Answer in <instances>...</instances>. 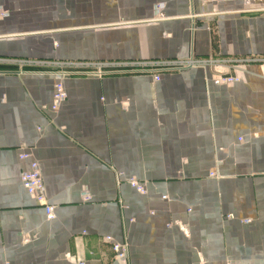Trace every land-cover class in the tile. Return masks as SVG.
Listing matches in <instances>:
<instances>
[{
    "label": "crops",
    "instance_id": "0c3cea01",
    "mask_svg": "<svg viewBox=\"0 0 264 264\" xmlns=\"http://www.w3.org/2000/svg\"><path fill=\"white\" fill-rule=\"evenodd\" d=\"M0 9V264H122L106 237L128 264H264V0ZM168 61L184 68L154 82ZM210 61L239 80L216 86ZM119 62L143 65L65 77L52 111L63 66ZM24 152L52 220L23 187Z\"/></svg>",
    "mask_w": 264,
    "mask_h": 264
},
{
    "label": "built area",
    "instance_id": "2783aa9c",
    "mask_svg": "<svg viewBox=\"0 0 264 264\" xmlns=\"http://www.w3.org/2000/svg\"><path fill=\"white\" fill-rule=\"evenodd\" d=\"M216 1V0H211ZM159 11L158 20H166V15L162 12V6L159 5L157 7ZM5 16V11L3 9H0V18ZM6 62H0V64H5ZM26 66L27 62H19L16 61L14 64ZM193 60H190L189 63L185 66H191L193 65ZM31 65V64H29ZM59 65V64H58ZM92 65L95 69L92 71L86 70L88 68V65L83 66L82 64H75L74 66H71V64H67L68 67L63 66V69L60 71L58 70L55 72V77L57 78V82L55 84V92L53 95L52 105L51 109L53 112H58L61 105L66 101L67 99V92L65 90V86L63 83V79L67 76H73V75H95V76H104L106 74H113V73H120V72H131L136 71V68L138 65L143 64H137V63H102V64H89ZM157 69L154 70L155 72H158L154 76V82H158L163 79L164 74L168 73L172 70H175L177 68L181 69L184 68L179 61H168L158 64H151ZM207 65V64H206ZM209 66V65H208ZM215 68L217 77L213 80V83L216 86H229L234 83H236L239 78L236 76H230L226 75L223 71H218V67L215 65L212 61H210V67ZM74 67V68H73ZM86 70V71H82ZM21 160H31L30 161V167L29 170L24 172L21 176V181L23 184V187L26 189V191L29 193L30 196H32L38 205L42 206L45 209L46 216L49 220H52L54 218V207L50 205L46 199L45 195V184L44 180L41 174L40 165L37 161H35L32 158V155L30 153L24 152L20 155ZM211 177L217 178V175L215 173H211ZM119 183V178H118ZM129 184L132 188H134L137 192L140 194H146L145 186L142 182L136 180V179H130ZM167 197L164 196V199ZM85 200H88L86 198ZM230 218V216H228ZM245 223H249L250 220H244ZM106 244L110 245L112 248V251L114 253V258L116 261L122 263V264H128L129 263V245L124 243H117L115 242L111 237L105 238ZM9 264V263H5ZM79 264H84L83 262H79Z\"/></svg>",
    "mask_w": 264,
    "mask_h": 264
}]
</instances>
